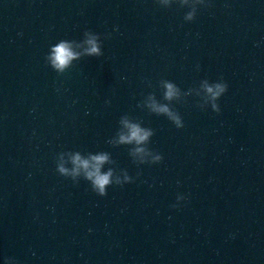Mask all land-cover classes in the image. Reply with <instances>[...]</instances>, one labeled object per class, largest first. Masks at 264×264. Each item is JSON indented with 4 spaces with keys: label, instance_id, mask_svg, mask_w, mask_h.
<instances>
[{
    "label": "water",
    "instance_id": "95a60500",
    "mask_svg": "<svg viewBox=\"0 0 264 264\" xmlns=\"http://www.w3.org/2000/svg\"><path fill=\"white\" fill-rule=\"evenodd\" d=\"M0 264H264V0H0Z\"/></svg>",
    "mask_w": 264,
    "mask_h": 264
},
{
    "label": "clouds",
    "instance_id": "9594fccd",
    "mask_svg": "<svg viewBox=\"0 0 264 264\" xmlns=\"http://www.w3.org/2000/svg\"><path fill=\"white\" fill-rule=\"evenodd\" d=\"M90 44H92V47L89 48L87 51L90 54H99V49L96 47L95 42L90 40L89 41ZM75 54L70 52V51H66L64 47H60L55 55H54V59H53V63L55 64V66L58 69H63L64 66L68 63V61L74 56ZM218 91L213 93V95H219L220 92L226 91L227 86H221V85H217L216 86ZM169 88V92L168 95L171 96L172 95V91L171 85H168ZM209 92H212V89L209 88L208 89ZM147 133L141 135L138 129H133L132 133H131V137L135 138L137 140V142L146 139ZM93 160L96 161V164L93 165V167L95 168V171H89L87 173V176L89 179H92L93 181V187L95 189V191L97 192L98 195L104 196L107 194L106 188L105 186L110 184V175L111 173H106V174H102L99 171V166L101 163H103V161H105L107 159L106 156L100 155V156H94L92 158ZM76 163L82 165L85 169H87L89 167V162L86 160H81L79 156H77L75 158ZM61 171H64V169H61Z\"/></svg>",
    "mask_w": 264,
    "mask_h": 264
}]
</instances>
